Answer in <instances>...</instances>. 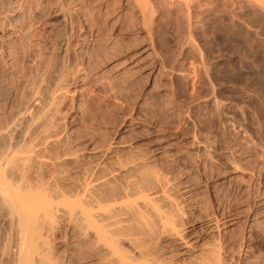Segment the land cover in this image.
Listing matches in <instances>:
<instances>
[{
  "label": "rangeland",
  "instance_id": "rangeland-1",
  "mask_svg": "<svg viewBox=\"0 0 264 264\" xmlns=\"http://www.w3.org/2000/svg\"><path fill=\"white\" fill-rule=\"evenodd\" d=\"M16 1V12H9L12 0H0V139L9 132L14 139L12 142L21 143L23 140L20 135L23 133L20 132L24 131V127L31 126V132L35 129L34 131H41L43 134L44 127L49 124L50 127L47 128L51 134L47 140L49 142L45 144L50 147L43 144L37 150L47 152V162L58 177L61 174L62 177L76 178L88 169L94 170L98 165L111 169L119 168L120 162L123 165L136 162L140 167L124 172L127 178L122 172L118 183L124 184L129 179L145 183L148 177L154 178L156 172L158 178L163 179L161 181L173 182L169 184V193L180 207L179 210L184 211L190 221L203 215L201 207H192L197 199L201 204L208 202L205 203L208 205L211 201L214 202L212 205L217 206L233 203L234 197H237L236 192L227 194L231 198H226L223 191L213 195L207 190L205 186L213 184L214 178L211 176L216 167L222 169L225 165L223 169H227L230 175L241 174L242 178L247 179L251 177L249 173L233 170L226 163L237 147L240 149L234 151L235 156L239 157L243 165H259L263 173L260 178L264 180V150L256 145L259 139L264 143L263 31L254 35L256 31L241 23V17L236 16L232 20L229 14L225 16L226 11L222 12L218 8L215 9L222 12L220 14H224L223 17L214 10L213 13L210 11L201 14L204 17H193L198 18L196 23L192 19L185 22L184 19L189 18H181L183 15L178 14L181 12H173L177 11V6L174 9L168 5L171 7L168 8L165 3L154 0L157 12L153 18L156 19H153L155 22L151 20L153 24L150 22L149 26L153 27L152 37L154 36L156 42L154 39L153 41L161 58L164 57V65L159 67L161 69L157 70L158 74L156 71V75H150L149 68H146L147 71H138L134 66L137 65L134 63L135 59L128 58L148 41H144V35L138 31L141 30V23L137 25V11L130 3L116 4L118 0H109L98 6L96 2L91 5L94 1L84 0L83 11L76 5L69 4L67 11L70 13L65 14L58 6L59 0ZM19 7L21 8L18 9ZM16 14L24 15L23 22L18 23L19 25L13 23ZM87 15L94 16L92 18L97 20L100 27L94 35L96 42L90 41L93 35L88 32H93L87 24L93 19ZM66 21L74 24V33L71 35H67L69 28H66ZM134 25L138 27L135 28ZM191 27H194L193 32ZM21 30H25V33ZM251 31L255 33L251 34ZM136 40L140 43L137 44ZM112 42H124L131 47L119 53L120 55H115L111 61L104 62L100 54L104 51L101 54L103 57L112 55L113 52H108L109 48H106ZM65 47L68 53L64 56ZM96 58L105 65L96 67L98 61H93ZM49 105L51 109L47 108ZM42 106L46 108L42 109ZM16 115L19 117H15ZM40 137L43 136L40 134ZM208 140L211 141V146L206 144ZM160 174L170 180L160 178ZM195 177L198 181L194 179L192 182ZM190 183L193 184L191 189L187 186ZM257 189H261L262 193L257 190V195L248 198L249 203H254L256 196L258 200H264V181ZM221 197L225 200L222 201ZM173 210L175 211V207ZM258 210L260 208L256 207V211ZM61 220L58 218V228L54 238H51L52 252L54 251L56 257L72 250L70 238L73 231L68 222ZM196 225H199L198 221L195 222ZM243 225L239 223L233 230H224L228 231L225 234L228 245L238 247L237 244L242 243L243 238L246 239L252 234L251 243L246 244L252 246L253 250L243 247L240 258L237 257L230 264H261L259 261L264 258V232L255 227V232L251 230L249 234V229L245 230ZM8 229V222L1 219L0 264H12L14 261V255H6L4 249V243L8 242ZM153 240L152 245L156 248H164L160 251L161 254L163 252L167 257L172 256V251L165 247L168 245L165 239ZM218 240V233H214L206 236L203 242L213 244ZM10 244L14 252V243L10 241ZM192 257L173 255L172 264H192Z\"/></svg>",
  "mask_w": 264,
  "mask_h": 264
},
{
  "label": "bare ground",
  "instance_id": "bare-ground-1",
  "mask_svg": "<svg viewBox=\"0 0 264 264\" xmlns=\"http://www.w3.org/2000/svg\"><path fill=\"white\" fill-rule=\"evenodd\" d=\"M59 1H60V5L58 4L57 5L61 10L65 11L64 12L65 14H68L69 12L67 11V7L69 4H73L81 8L80 11L84 10V5H85V4L83 5L84 0H68V1L59 0ZM59 1L57 3H59ZM91 1H94V3L91 5L97 3L98 6L102 5L105 2H109V0H91ZM115 1L116 0H112V2ZM159 1L165 3V5L167 6L168 5L172 6L174 9L175 6H177V8L175 9L177 11H173V12H181L182 14L178 13L180 15H183L181 16V18H186V19L189 18V20L184 19L185 22L186 21L190 22L191 21L190 19H192L194 20V23H196L198 21L196 19L204 17L201 14L204 15V12L209 13L210 11H212L213 13V11L216 10L215 8H218L220 11L222 10V12L226 11L227 15L226 13H224L225 16L230 15L232 20H234L236 16L241 17L240 18L241 23L246 24V26H248L249 29L251 28L253 31H256V33L253 32L255 33L254 35H257V32L260 33V31L264 32V0H159ZM15 2L17 1L12 0V2L10 3V8L8 10L9 12H16L17 6L15 5ZM121 2L123 4L130 3L131 5H133V8L136 9L137 15L135 17L138 20V22L136 23H138L137 25L141 23V25H139L141 30L138 31H140L141 35H144L142 37L144 41L148 40L146 45L142 46L138 51L132 53V55L128 58L135 59L134 63L137 65L134 66H136L138 71L149 68L150 73L148 72L147 73L150 75L151 73L155 74L157 70L161 69L159 67L164 65L163 64L164 62L162 61L163 60L162 58L164 57L161 58L159 52L157 51L155 44L156 39L153 38L154 36L152 37V35H154V32L151 31L153 30L152 29L153 27L152 25H151L152 28L149 26L151 20L156 19L153 18L154 14L157 12V7L154 3V0H118L116 1V4H119ZM20 8L21 7H19L18 9ZM168 8L171 7L168 6ZM219 10H216L217 11L216 14L219 13ZM168 11L171 10L168 9ZM220 13L219 16L221 15ZM198 15L199 16L201 15V17H199ZM223 15H221V17H223ZM178 16L176 17L180 19ZM88 17L92 18L94 16H88ZM193 17H198V18H193ZM230 17H228V19ZM238 17L236 19H238ZM23 19H24V15L22 16L21 14H16L14 15L13 23L16 24L20 22L22 23ZM92 19H93L92 22H89L90 20L87 21L89 22V24H87V27H89L90 31L92 30L93 34L91 32L88 33L89 35H93V38L90 41L96 42L97 39H95L94 35L95 32L97 31L96 29L100 27H98L99 25L97 20H95L94 18ZM235 22L236 21H234V23ZM151 23L153 24V22ZM231 24H233V22ZM65 25L66 28L67 26L69 28L67 35H71V33L73 32V25H74L73 22L71 23L66 21ZM137 25H134L135 28L138 27ZM183 25L186 24L183 23ZM190 25L192 26V23H190ZM192 28L194 27H191L192 30L191 32H193L194 30ZM185 29L184 31L189 30V29L186 30ZM24 31L25 30H23L22 32ZM253 33L251 31V34ZM190 34L189 35L187 34V36L193 37ZM183 35H185V33ZM153 39L155 42L153 41ZM138 40H136L137 44L140 43L138 42ZM130 47H131L130 45L127 44L125 45L124 42L119 44L112 42L110 46L106 47L109 48L107 49L109 50L108 52L110 51L113 52L111 53L112 55H104L103 57L101 54L104 51H102L101 49L100 51L102 52L100 56L104 58L103 60L104 62L108 60L111 61L112 59H114L115 55L122 53L124 50L125 51L129 50ZM65 51L66 52L63 54L64 56L68 53L66 47H65ZM94 60H97V58L93 59V61ZM148 60L151 61L148 62ZM97 61H98L96 62L97 66L95 65V63H93L96 67L98 66L101 67L102 64L104 63L103 61L101 62H99V60ZM121 63H123V61ZM112 66L114 65L112 64ZM204 66L206 67V65ZM63 69L64 68H62V70ZM137 69L135 70L137 71ZM36 71L38 72V70ZM105 71L103 70V72ZM158 73L159 72L157 71L156 74ZM59 74L61 75V73ZM60 75L59 77H61ZM42 78L44 77L42 76ZM55 93H57V91ZM44 108L46 107L42 106V109ZM47 108H50V105L49 107L47 106ZM23 115L25 114H22V116ZM15 117H19V116L16 115ZM39 117H41V115H39ZM33 119L32 121H34ZM13 125L16 126V124ZM47 127H50V125L48 124ZM47 127L44 128L48 129ZM11 128L12 127L10 126V129ZM24 128L26 130L23 129L24 131L22 130L23 132H20L21 134L23 133L22 135H20L22 136V140H23V142L21 143L18 142L19 139L18 140L15 139V141H17L18 143L12 142V140L14 139L10 137L11 134H9V132L4 134L0 139V217L3 221H7L9 224V229L7 232L8 242L4 243L6 244L4 249L6 255L9 256L10 254L14 255V261L12 264H82L86 262L89 264H172L173 262L171 257L173 255L183 256V257L184 256L192 257L194 255V257L191 258L193 260L190 259L191 261H193L192 264H230L232 262H235V259H237V257L238 259L240 258L239 255L243 247H247L249 248V250H253L252 246L246 244L249 242L251 243L252 234L249 235V237H246V239L243 238L242 239L243 242L237 244L239 245L238 247H235V245H230L229 247L228 240L226 239L225 236V234H227L228 231H224L225 229L233 230L239 223H243L244 229L245 230L246 228L249 229V234L251 230L255 229V227L256 229L261 228V231L264 232V225H262L264 223V200L262 199L258 200L257 196H256L257 199L254 198V203L253 202L249 203L250 199L248 200V198H250L253 195L255 196V194L259 193V191L261 190V189L260 190L257 189V187L261 186L262 181H264L261 180L260 178L262 169L258 167L259 165L255 166L256 164H252L251 166L249 165L250 163L248 162H247L248 164L243 165L242 164L243 162L241 163L239 157L235 156L236 153L234 151L238 147L234 149L232 153L230 150L231 155L228 154L230 155V157L226 155V157H229L228 159L226 158L227 159L226 163L233 170L241 173H249L251 177L247 179L244 177L242 178L241 174L240 176H238L237 174L230 175L227 169H223L225 165L223 166L221 165L223 167L222 169L221 167L220 168L216 167V169L213 170V175L211 176L212 178H214L213 184L209 185L206 183L207 185L205 187H207V190L213 195L217 193L219 194L220 192L223 191L225 197L227 196V194H230L231 192H236L235 195L237 194V197L235 198L234 197L235 195L231 194V196L234 195L233 197L235 199L233 203L225 205L227 203L224 202L225 203L224 205L223 204L220 205L218 204L220 203L219 201L217 203L218 204L217 206L212 205L214 202L211 203V201L209 202L208 205L205 204L208 202H204V204L203 203L201 204L200 202L197 201L198 199L195 198V200L196 199L197 200L193 202L194 204H192V207L195 209L201 207L200 209H202L203 215L196 218L194 221H190L186 213H184V211L182 210H179L180 207L177 206L175 200L173 199V196L170 195L169 193V189L171 188L169 184H171L172 181L169 182L168 180L167 182L165 180H164L165 182L161 181L163 179H159L158 178L159 176L156 175V172H154V175L156 177L154 176V178H152L153 176L152 177L150 176V178L152 179L148 177L149 180L147 179L146 180L147 182L145 181V183L143 182L141 183V181H139L140 183L139 182L137 183V181H135L136 179L134 180L129 179L130 181L128 180L126 183L121 184L118 183V180L121 179L120 176L122 172L124 174V172L139 166V164L135 162L134 164L131 165L128 164L123 165V163L120 162L119 168L114 167L110 169L107 166L98 165L95 166L96 168H94V170H89V169L88 171L85 170L86 172L83 175L79 176L80 175L79 174L77 175L78 177L76 178L62 177L61 174L58 177L56 173L51 171V167L47 162V158H49V156H47L46 154L47 152L45 153L44 151L37 150L38 146L40 147V145L42 146L43 144L49 142L47 141L50 139L49 134H51L49 132V129L48 130L43 129L44 132L42 134L40 130H38L40 131V133L34 131L35 129L31 132L32 129L31 126ZM14 130L13 132L12 131L11 132L14 133ZM5 132L6 130L4 131V133ZM45 132H47V134ZM40 134L43 137L39 138ZM52 136L53 135H51V137ZM209 140L207 142H209ZM207 142H206L207 145L211 144L210 143L211 141L209 143ZM256 143L254 144L259 145L260 148L264 150V143L260 139ZM48 147H50V145ZM234 147L235 146H233V148ZM203 162H205V160ZM195 164L197 165V163ZM202 164L205 166L204 163ZM208 164L211 165V163ZM199 166L202 167V165L200 164ZM206 167L208 169L207 165L205 166V168ZM160 176H161L160 178H164L163 175L160 174ZM127 177L128 176H126V178ZM123 178L122 180L125 181V179ZM165 178L168 177L166 176ZM196 178L197 177L192 178V182ZM186 183H189V181ZM192 185L193 184L190 183L187 186H189L191 189ZM257 190L259 191L257 192ZM215 199H217V197ZM222 199L223 198L221 197V200ZM224 200L225 199H223L222 201ZM173 207H175V211L173 210ZM256 207H259L260 210L256 211ZM176 208L178 209L177 211ZM58 218L68 222L70 229H72L73 231L72 232L73 234L70 238L72 250H70L68 253H65L63 255L60 253L62 255L61 257H56L54 255V251L52 252L53 245L51 246V244H53L51 243V241L54 238L55 230H57L56 228H58L57 227ZM196 221H198L199 223L198 226L197 225L195 226ZM214 233H218L219 236L218 242L216 241L217 243L214 242L213 244H211L209 242H205V241L203 242L206 236ZM154 238L166 240L165 242H167L168 245H166L165 247H167L166 249L172 251V256L170 255L171 257L165 256L163 252L162 254L160 253V251H163L164 248L158 247L159 248L158 249L156 248V246L152 245V241H154L153 240ZM230 240H233V238H231ZM10 241L14 243L13 245L14 252L12 250V246H11L12 244H10ZM246 250L247 249H245V251ZM197 252H199L198 255H196ZM258 257L261 258V256ZM263 259L262 261H264ZM262 261H259V263L261 262L262 264Z\"/></svg>",
  "mask_w": 264,
  "mask_h": 264
}]
</instances>
